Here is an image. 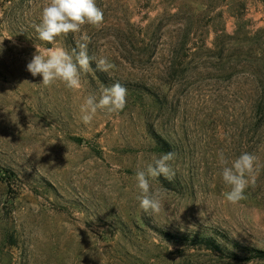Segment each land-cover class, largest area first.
Listing matches in <instances>:
<instances>
[{"label":"rangeland","instance_id":"1","mask_svg":"<svg viewBox=\"0 0 264 264\" xmlns=\"http://www.w3.org/2000/svg\"><path fill=\"white\" fill-rule=\"evenodd\" d=\"M47 0H0V264H264V0H96L100 28L57 38L108 72L50 87L27 64ZM119 82L125 108L81 119ZM174 153L144 212L135 173ZM257 157L229 203L219 153ZM211 242V244H209Z\"/></svg>","mask_w":264,"mask_h":264},{"label":"clouds","instance_id":"2","mask_svg":"<svg viewBox=\"0 0 264 264\" xmlns=\"http://www.w3.org/2000/svg\"><path fill=\"white\" fill-rule=\"evenodd\" d=\"M103 23L104 12L97 6L96 0H47L42 7L40 23L35 25V31L40 41L52 46L41 48L36 45V52L26 66L27 71L33 77L41 76V84L45 87L60 81L71 90L81 88V73L93 70V60L97 70L108 72L113 65L106 58L96 59L88 54L89 38L86 33L71 51L57 43L58 37L81 33L85 25L98 29ZM126 98L127 89L119 82L103 87L99 97L89 95L80 108L83 123L90 124L101 110L108 113L122 111L127 103ZM218 155L222 165V180L229 188L224 197L229 203L237 204L247 198L245 191L250 184H254L257 157L244 152L229 163L223 152ZM173 159L174 153H162L158 157L153 156L151 163L136 171V187L139 189L136 199L144 212L155 215L162 210L166 189H153L150 178L162 175L171 181L175 176L170 164Z\"/></svg>","mask_w":264,"mask_h":264},{"label":"trees","instance_id":"3","mask_svg":"<svg viewBox=\"0 0 264 264\" xmlns=\"http://www.w3.org/2000/svg\"><path fill=\"white\" fill-rule=\"evenodd\" d=\"M209 244H211V242H209Z\"/></svg>","mask_w":264,"mask_h":264}]
</instances>
